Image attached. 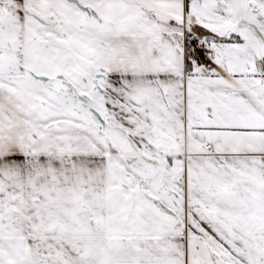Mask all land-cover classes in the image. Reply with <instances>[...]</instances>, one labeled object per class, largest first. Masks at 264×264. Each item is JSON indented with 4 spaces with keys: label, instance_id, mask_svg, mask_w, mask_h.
<instances>
[{
    "label": "snow or ice",
    "instance_id": "obj_1",
    "mask_svg": "<svg viewBox=\"0 0 264 264\" xmlns=\"http://www.w3.org/2000/svg\"><path fill=\"white\" fill-rule=\"evenodd\" d=\"M0 264H264V0H0Z\"/></svg>",
    "mask_w": 264,
    "mask_h": 264
}]
</instances>
